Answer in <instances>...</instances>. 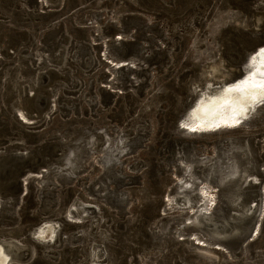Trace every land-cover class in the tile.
<instances>
[{"label":"rangeland","instance_id":"rangeland-1","mask_svg":"<svg viewBox=\"0 0 264 264\" xmlns=\"http://www.w3.org/2000/svg\"><path fill=\"white\" fill-rule=\"evenodd\" d=\"M25 1L0 0V158L3 160L4 153L11 151L0 166V191L6 194L20 191V200L13 215L15 224L1 223L0 229H13L17 232L18 241L27 244L29 240L33 246L30 257L25 247L26 253L22 260L16 263L11 260L8 264H83L89 238L94 239L93 248H97L96 264L239 263L225 247L227 242L240 241L241 229L237 225L234 234L208 248L198 241L189 221L180 225L182 230L189 229L190 246L200 250L206 248L212 253L211 258L186 248L187 235L184 233L176 238L165 236L170 233L176 219L185 215L186 210L162 209L164 202L165 206H169L168 192L176 178L174 169L156 172L155 176L151 172L161 168L169 154L168 143L171 140H177L178 144L191 143L197 151L209 154L211 148L220 141L224 143L228 138L250 136L264 149V104L249 119L248 125L183 136H178L179 130H168L175 109L182 105V113L206 81L205 78H210L201 74L203 66L217 63L219 71L226 73L227 77L240 73L239 58H235L248 44L264 35V0H48L47 3L34 0L33 7L26 6ZM223 6L229 10L224 13L228 18L220 23L223 14L218 10ZM198 21L199 26L196 27ZM123 26H128L127 35L121 31ZM152 29L160 32L162 43H142L152 34ZM50 32L56 33L51 46L63 38L68 41L69 52L59 70L41 74L29 91L19 93L16 105L23 104L29 110L36 111L40 109L47 91L57 82L59 87L45 115L33 113L22 118L18 112H23V107L20 106L18 112L12 109L19 80L12 79L8 72L14 67L23 73L31 72L35 67L34 60L28 63L24 54L41 47ZM100 36L106 37L102 39ZM139 36L142 39H137ZM200 36L203 37L201 41L195 39ZM15 39L22 40L9 47V41ZM134 41L139 43L142 63L132 65L108 54L110 51L125 52L126 47ZM213 41L218 44L211 48ZM72 44H85L90 53L93 52L95 59L91 64L82 65L73 57L74 52L70 51ZM170 46L165 66L159 69L155 57H164ZM201 47H207V50L194 54L195 49ZM54 60L60 63L59 56ZM141 71V77L138 76L137 82L132 83L134 73ZM120 72L134 74L125 77L130 88L110 85L111 79ZM149 74V80L154 83L151 92L136 96L133 88L145 82ZM186 74L193 76L187 81V78L182 80ZM156 83L161 85L154 89ZM90 95H96L98 100L108 95L110 102L106 106L99 103L93 107L92 102L88 101ZM134 102H138L140 110L132 118L122 116L120 112L131 109ZM71 104L74 105L73 111L63 115L62 109ZM114 124L123 127L129 134L133 131L144 134L149 130L146 146L139 147L126 157L123 167L127 176L140 178L139 182L131 185L129 191L134 200L128 205L127 217L132 220L118 229L120 220L117 218L121 217L120 214L102 201L86 195L84 182L96 178L100 173V168L93 164L80 180L64 187L59 196L65 199L68 191L76 196L82 195L88 202V212L91 214L95 210L99 215L97 220L85 227L89 216L72 219L64 218L60 213L56 216L60 225L50 242L47 238L32 239L30 223H33V234L40 223L54 222L51 219H39L42 204L38 183L43 167H35L44 159L56 158L60 154V145L75 137L83 125L106 126L111 130ZM177 126L181 127L178 123ZM182 131L188 133L184 129ZM149 149L156 152L151 154ZM26 168H29L27 172ZM261 169L264 174V163ZM22 178L24 181H21ZM244 184L247 195L257 196L256 200L263 197L264 206V182L262 194L259 190V195L251 188L258 187L260 181ZM262 209L260 217H255L257 232L256 229L249 232L254 234L244 240L247 251L251 246L257 254L264 252ZM249 217L254 218V210ZM167 222L169 224L166 226ZM102 229L106 230V234L99 240L98 233ZM64 231L71 235L72 240L63 241L62 244L59 242L58 245ZM193 236L195 240H192ZM5 237L4 234L0 239H8L17 249L15 242ZM243 264H264V259L256 256L255 260L246 259Z\"/></svg>","mask_w":264,"mask_h":264},{"label":"water","instance_id":"water-1","mask_svg":"<svg viewBox=\"0 0 264 264\" xmlns=\"http://www.w3.org/2000/svg\"><path fill=\"white\" fill-rule=\"evenodd\" d=\"M54 1V0H51ZM42 3L48 2V0H41ZM28 7L35 6L34 0H26L24 3ZM229 10L226 6L219 8L218 12L223 14L220 23L225 22L228 16H225L224 13H227ZM191 16V15H190ZM234 16H230L232 18ZM195 26H199V21L195 23ZM123 35H127L129 33L128 26H123L121 28ZM55 32H50L44 38L41 47L34 49L31 52H26L24 57L28 63L34 60L35 67L31 72L23 73L17 69V67L10 68L9 72L12 79H18L19 84L14 91V102L12 103V109L15 112H18V109L23 107V112H18L19 116L22 118H26V115H32L33 113H38V116L45 115L47 110L51 107L52 98L55 95L58 87L59 82L54 84L50 90L43 96L42 101L40 103V109L29 110L26 108L25 105H16V98L17 95L23 91H29L31 87H33L39 80L41 74H47L50 70H59L60 65L62 64L63 60L65 59L66 55L68 54L69 50L67 47V42L64 41L63 38L59 39L56 44L52 45V38L55 36ZM106 36H100V38H104ZM137 39H142L139 36ZM161 34L157 29H152V34L148 37L147 40H144L142 43H162ZM196 40L201 41L203 39L202 36L196 37ZM22 39H15L9 41V47L18 44ZM27 42V41H26ZM25 42V43H26ZM257 43H264V35L262 34L260 37L256 38L253 42L248 44V47H245L241 50L240 54L236 59L240 58L243 55L245 49L254 47ZM217 41H213L214 48L217 45ZM170 46L168 48V52L166 51L164 57H155L156 62L159 65V69H162L165 66V62L167 60V54L170 52ZM61 48V49H60ZM73 50V57L76 60L80 61L82 65L84 64H91V62L95 59L93 52L90 53L87 46L85 44H76L71 45L70 51ZM207 47L196 48L194 54H199L200 52H205ZM108 52V51H107ZM106 53V52H105ZM110 56L116 59L126 60L127 63H131L132 65L142 63V58L139 54V43L137 41L132 42L128 47H126L125 52L114 53L112 51L108 52ZM210 54V53H209ZM60 57V63H55V58ZM166 57V58H165ZM211 57V56H210ZM204 58V57H202ZM96 64L97 61H94ZM135 74V75H134ZM118 73L116 78L111 79L110 85L119 88L125 86V88H130V85L126 78L129 75H134L132 78V83L137 82L138 76L141 77L142 71L139 73ZM192 75L186 74L182 76V80L186 81L192 77ZM126 77V78H125ZM151 74H149L148 79L138 85L137 87L133 88V91L136 96L140 97L141 95L148 94L151 92L152 84H154L149 78ZM185 81V83H186ZM155 88L157 89L161 83H156ZM38 98V97H37ZM88 101L92 102V106H96L97 104H102L104 106L108 105L110 102V97L108 95H103L100 100H98L96 95H90L88 97ZM138 102H134L131 109L128 111L120 112L122 116L125 117H134L136 112L140 109L137 106ZM264 101L259 102L255 107V110L251 112L247 117H244L238 124H234L232 126H223V127H216L211 129L209 132L225 130V129H232L234 127L240 125H248L249 119L258 113L261 109ZM144 108V107H143ZM74 105H68L66 108L62 109V114H68L73 111ZM142 109V108H141ZM182 109V105L179 106L174 114L171 116V124L169 131L171 130H179L178 136H183L186 134H201L205 132H197L196 130H189L188 133H183V129L177 126V116ZM147 130L144 134L138 133V131H133L129 134L123 127L114 124L111 126V130L106 126L96 127V126H87L83 125L78 132V134L67 140V142L62 143L60 145V154L56 158H47L44 159L41 164H38L35 168L43 167L41 172V178L39 181V197L41 198V208H40V218L39 219H51L55 222L56 229L60 225V222L57 220L56 216L60 213L63 214L64 218H72V219H82L85 216H89L88 223L84 226L86 227L89 224L94 223L97 220L98 214H96L95 210L93 213H89L86 209L88 202H86L85 197L82 195L76 196L74 193L67 192L65 199H60V191L72 183L75 180H80L82 175L86 174L89 171L93 164H96L100 168L99 175L89 180L87 179L84 182V189L85 193L88 196L93 197V199L100 200L103 203L112 207L118 214H120V223H118V229H122L124 223H128L132 219L127 217L128 212V205L129 203L134 200V198L129 193L130 187L132 184H135L140 181V178L129 177L123 170V167L126 162V157L134 153L139 147L146 146V139L148 136ZM208 133V132H207ZM103 138H107L109 140H117V151L113 157L108 162H103L99 158V151H100V144ZM231 139V140H230ZM60 140V139H58ZM169 147V154L165 158L162 163L161 168L152 170V175L155 176L156 172H162L163 170L174 169L175 177L180 173V169L182 168L181 163H187L189 166V171L196 175H201L203 171V165L205 162L210 161L211 159L220 156L221 154L225 153L226 151H231L237 155L239 162L242 164H246L247 168L250 172H253L255 177L254 178H238L231 183H227L225 181H221L214 175L205 177L206 184L213 187V191L215 194L214 202L207 209L204 214L197 213V205L194 200H186L183 195L181 194H174L173 189L175 187L176 178L171 186L169 195H171V201L169 206L164 205L162 209H185L186 213L180 219H176L177 221L173 223L171 231L168 235H165L169 238H176L179 234L184 233L187 235L185 247L188 248L191 252H195L198 254L205 255L209 258L212 257V253L208 251L206 248L210 247L211 245L216 244V242H221L227 236L234 234V230L237 229L235 226L237 225L239 229H241L240 234V241L238 242H227V249L232 257L236 258L239 263L234 264H243V262L248 259V261L255 260L256 256H260L264 259V252L262 253H255L252 251L251 246L249 247V251H247L246 245L244 244V240L252 236L253 234H249L246 228L247 221L251 218L249 217L250 213H245L242 215L243 212V202L247 197V187L244 184L247 183H256L260 181L258 187H252L251 189L257 194L260 190V194H262V185L264 182V174L261 169V166L264 163L263 153L264 149L260 147L259 144L254 142V139L250 136L245 138H228L226 142L220 141L218 144L214 145L211 148L209 154L201 153V151H197L191 143H177V140H171L168 143ZM72 150L73 154H76L75 163L71 170L67 173L62 172L61 170H57V164L61 162L64 158L65 154ZM149 153L156 152L154 149H149ZM11 151H6L3 155V160L0 158V166L2 162L5 161L4 157L9 155ZM2 160V161H1ZM182 161V162H181ZM29 168H26V172ZM25 173V172H24ZM205 176V175H203ZM24 181V178L21 179ZM194 189V188H193ZM142 189L141 191H144ZM20 191L16 192L15 194H6L0 191V224L7 223V224H15L16 219L13 218L14 213H16V207L20 200L19 196ZM148 195H151L148 193ZM259 195V193H258ZM261 196V195H260ZM263 199V197L261 196ZM264 208V206H263ZM161 210V208H160ZM263 211V209H262ZM262 213V212H261ZM261 215V214H260ZM259 215V217H260ZM243 216V217H242ZM242 218L245 220L242 221ZM147 221L152 222L153 220L148 219ZM146 221V222H147ZM189 221L192 225V228L195 230L196 236L199 238L198 241L205 244L204 249H198L196 247L190 246V237H189V229H180V225ZM149 222V223H150ZM33 224V223H32ZM30 223V236L34 240H40L33 236L32 234V225ZM169 224L168 222L166 223ZM117 229V230H118ZM258 230V226L256 232ZM6 232V233H4ZM255 232V233H256ZM4 234L7 238L12 239L15 244L17 245V256L12 260V263H16L22 260V257L25 255L24 248H27V255L30 257L33 253V246L31 243L26 244L25 242H20L17 240V232L13 229L11 230H2L0 229V236L3 237ZM106 234V230L102 229L98 233V237L101 240L104 238ZM5 237V238H6ZM147 237H145L146 239ZM196 238L193 236L192 240ZM201 239V240H200ZM48 241V239H46ZM72 237L70 234L62 233V238L58 241L60 244L63 241H71ZM49 240L48 242H50ZM94 239L88 240L87 247L84 251L85 261L83 264H96L95 258L97 256V248H93ZM69 244V243H67ZM67 248V247H65ZM53 264V262H50Z\"/></svg>","mask_w":264,"mask_h":264},{"label":"bare ground","instance_id":"bare-ground-1","mask_svg":"<svg viewBox=\"0 0 264 264\" xmlns=\"http://www.w3.org/2000/svg\"><path fill=\"white\" fill-rule=\"evenodd\" d=\"M249 49H245L238 60L240 73L237 75L227 77L226 73L219 71L217 63L203 66L201 74L210 78H205L206 81L201 85L202 87L194 94L183 112H180L177 116L178 125L186 132H189V130L209 132L216 127L234 125L231 123L230 117L233 115V106L240 99L241 93H227L226 90L246 80L253 72H256L257 67L260 68V72H264V66L259 63L260 57L257 55L261 49H264V45L258 44L251 51ZM254 56L257 57L256 65H252V57ZM260 72H256V80L264 79ZM253 91L260 92L261 90L253 89ZM225 101H230V103H225ZM242 103L247 108V111L242 116L237 117L239 121L253 112L257 104H259V102L252 103L250 99H246ZM226 120L228 123L224 122ZM117 149V140L103 138L99 151L100 160L103 162L110 161L113 159ZM75 159L76 154L74 155L72 150L68 151L61 162L56 165L57 170L65 173L69 172L75 163ZM181 164L183 166L177 175L173 193L181 194L186 200L190 201L195 198L198 214H204L215 198V194L212 192L213 187L206 184L205 177L214 175L227 183H231L238 178L255 177L254 173L248 170L247 165L239 162L237 155L231 151H226L220 156L205 162L201 173V175L205 176L193 174L189 171L187 163ZM255 197L257 198V196L249 194L243 202V216L245 213H251L254 210V218L251 217L246 224L248 233L255 231V217L260 214L263 207L262 199L256 200ZM170 199L171 195L167 199L168 205L170 204ZM55 229V222L44 221L34 229L33 235L36 238H47L49 241L53 238ZM7 240L0 239V264H8V261L13 260L17 256V249Z\"/></svg>","mask_w":264,"mask_h":264},{"label":"snow or ice","instance_id":"snow-or-ice-1","mask_svg":"<svg viewBox=\"0 0 264 264\" xmlns=\"http://www.w3.org/2000/svg\"><path fill=\"white\" fill-rule=\"evenodd\" d=\"M260 57L259 63L264 66V49H261L257 54ZM257 64V57H252V65ZM256 72H260V68L257 67ZM256 72H253L246 80L242 81L240 84L235 85L232 88L226 90L227 93L239 92L241 97L236 101L233 106V115L230 117L232 124H238L240 121L237 119L238 116H242L247 108L243 106V101L250 99L252 103H257L264 101V79L256 80ZM261 76H264V72H260ZM253 89H260V92H255ZM225 103H230V101H225ZM228 123V121H224ZM207 195V193H205Z\"/></svg>","mask_w":264,"mask_h":264}]
</instances>
